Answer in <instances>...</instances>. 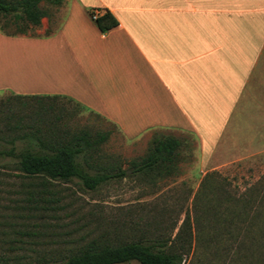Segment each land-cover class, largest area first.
<instances>
[{"label":"crops","instance_id":"0c3cea01","mask_svg":"<svg viewBox=\"0 0 264 264\" xmlns=\"http://www.w3.org/2000/svg\"><path fill=\"white\" fill-rule=\"evenodd\" d=\"M70 2L52 35L0 32V94L66 97L127 138L190 133L205 153L247 111L262 110L253 130L264 132L260 0ZM93 10L118 26L102 32Z\"/></svg>","mask_w":264,"mask_h":264},{"label":"rangeland","instance_id":"374dc122","mask_svg":"<svg viewBox=\"0 0 264 264\" xmlns=\"http://www.w3.org/2000/svg\"><path fill=\"white\" fill-rule=\"evenodd\" d=\"M260 2L264 5V0ZM70 3L46 5L51 18L15 37L52 35ZM91 13L98 14L96 10ZM4 21L0 18V26ZM9 95L1 93L0 98L4 101ZM13 103L14 110L2 106L0 118L10 115L27 120L38 107L36 102ZM261 111L256 110L254 119L250 111L241 115L233 124L238 130L230 129L234 136L227 133L219 149L205 153L190 133L152 130L143 137L127 138L116 124L77 102L57 100L49 118L54 120L57 115L56 125L70 132H108L109 138L101 146L103 161L120 163L128 174L88 190L78 180L44 182L17 177L9 161H2L8 167L0 168V264L51 261L100 237L166 243L184 254L183 264H234L242 240L247 253L253 247L245 237V227L239 236L238 222L231 223L240 207L238 199L255 189L254 196L264 201V138H259L264 132L253 130L261 124ZM254 135L257 137L252 138ZM168 136L181 142L176 162L161 174H135L130 163L145 157L154 139ZM230 144L234 146L227 147ZM252 212L248 210V214ZM254 230L252 234L257 233Z\"/></svg>","mask_w":264,"mask_h":264},{"label":"trees","instance_id":"16d2710c","mask_svg":"<svg viewBox=\"0 0 264 264\" xmlns=\"http://www.w3.org/2000/svg\"><path fill=\"white\" fill-rule=\"evenodd\" d=\"M63 1L0 0V18L5 20L0 32L8 36L26 35L30 29L40 27L43 19L51 18L46 5L60 6ZM91 16L102 32L118 26V20L108 10L98 16L91 13ZM12 28L15 31L11 33ZM59 99L67 98L17 94H10L4 101L0 98V113L3 105L13 109L14 101L25 105L38 104L33 116L27 117V120L10 115L0 118L3 124L0 127V168L6 169L8 166L2 161L8 160L17 177L43 179L44 182L78 180L88 190H96L111 180L126 177L128 171L120 163L103 161L101 146L108 140V132H70L56 125L57 115L53 116L54 120L49 118ZM46 101L53 103L47 105ZM4 145L9 147L4 148ZM180 146V140L175 137L156 138L148 154L140 161H132L130 167L135 174H161L168 169L167 165L176 162ZM257 191L251 190L249 197L238 199L240 207L235 217L231 218V223L235 219L241 227L238 235H242L245 227V237L253 245L247 253L246 241L242 240L235 251L237 262L234 264H264V214L261 211L264 201L263 198L258 200V195L254 196ZM249 209L253 211L251 214H248ZM253 230L257 233L252 234ZM250 257L255 258L251 261ZM2 259L8 261L7 258ZM133 261L139 264H183L184 254L162 242L119 241L100 237L64 252L57 259H43V263L38 260V264H127Z\"/></svg>","mask_w":264,"mask_h":264}]
</instances>
